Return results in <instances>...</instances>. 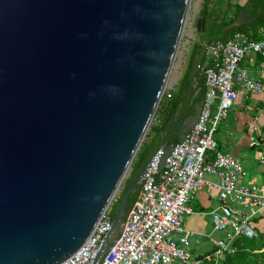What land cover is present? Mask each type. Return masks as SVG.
Listing matches in <instances>:
<instances>
[{
  "label": "water",
  "instance_id": "obj_1",
  "mask_svg": "<svg viewBox=\"0 0 264 264\" xmlns=\"http://www.w3.org/2000/svg\"><path fill=\"white\" fill-rule=\"evenodd\" d=\"M192 0H0V264H61L91 237L167 89ZM244 23L243 13L223 30ZM131 180L88 264H101L156 153L160 170L197 122L184 114ZM117 231V233H116Z\"/></svg>",
  "mask_w": 264,
  "mask_h": 264
},
{
  "label": "built area",
  "instance_id": "obj_2",
  "mask_svg": "<svg viewBox=\"0 0 264 264\" xmlns=\"http://www.w3.org/2000/svg\"><path fill=\"white\" fill-rule=\"evenodd\" d=\"M204 58L200 71L206 92L200 116L176 142L162 170V149L156 153L125 228L101 264H202L205 259L220 264L236 251L238 238L259 236L254 221L264 217V180L247 183L243 160L220 148L217 133L240 91L261 95L264 105V27L257 38L238 32L227 41L209 40ZM260 146L264 175V144ZM200 190L218 201L211 217L213 230L222 234L203 255L190 248L192 234L185 226ZM111 226L107 211L86 243L61 264H88Z\"/></svg>",
  "mask_w": 264,
  "mask_h": 264
},
{
  "label": "trees",
  "instance_id": "obj_3",
  "mask_svg": "<svg viewBox=\"0 0 264 264\" xmlns=\"http://www.w3.org/2000/svg\"><path fill=\"white\" fill-rule=\"evenodd\" d=\"M243 13L244 23L228 30H223L226 26L236 21ZM200 18L205 22V34L209 40L218 39L227 41L235 33H245L250 37L257 38V32L264 27V0H247L244 4H233L231 0H204L200 10ZM202 45L196 43L189 55L185 72L180 84L170 97L162 100L149 127L144 141L141 144L132 164L130 175L119 198L113 202L109 210V217L113 221L118 211L121 200L133 177L147 162L153 151L157 148L164 137L169 133L181 107L185 101L191 73L195 67L197 58L201 52ZM205 63L203 58L202 64ZM206 87L201 71L196 78V86L193 97L184 114L182 121L195 112V105L205 97ZM264 134V124L262 126ZM258 137V138H257ZM256 140L264 144V136H257ZM179 141V140H178ZM141 185L130 195L126 205L123 220H127L130 210L136 204ZM236 251L227 254L220 264H264V235L259 232L256 238L240 237L235 241ZM202 264H215L213 260H204Z\"/></svg>",
  "mask_w": 264,
  "mask_h": 264
},
{
  "label": "crops",
  "instance_id": "obj_4",
  "mask_svg": "<svg viewBox=\"0 0 264 264\" xmlns=\"http://www.w3.org/2000/svg\"><path fill=\"white\" fill-rule=\"evenodd\" d=\"M261 99V95L240 91L234 107L238 109L237 117L233 121L224 122L217 133L220 148L236 154L243 160L247 171L245 181L249 184H260L264 180L263 168L259 163L263 149L254 136L264 124V105ZM249 125L253 127H249L251 134L246 133V127ZM217 204L218 201L205 190L197 192L192 201L194 212L186 218L185 226L191 231L192 247L198 255L213 250L214 240L222 236L213 230L211 211ZM254 225L264 235V217L255 219Z\"/></svg>",
  "mask_w": 264,
  "mask_h": 264
},
{
  "label": "rangeland",
  "instance_id": "obj_5",
  "mask_svg": "<svg viewBox=\"0 0 264 264\" xmlns=\"http://www.w3.org/2000/svg\"><path fill=\"white\" fill-rule=\"evenodd\" d=\"M231 1L233 2V4H244L247 0H231ZM203 3H204V0H192V2H191L187 24H186V27H185L179 48H178V52L176 55L174 65H173L170 83H169L167 89L165 90V92L163 94L162 100L166 99L167 97H170V95L173 92H175V90H177V88L180 84V81L182 79V76L185 72L187 60L189 58L191 50L196 43H199L198 22L200 21V10L203 6ZM237 115H238V109H236V108L231 109L229 112V116L223 120V123L226 121H233L235 119V117H237ZM254 118H256V117H254ZM254 123H256V121ZM222 124L220 125V128L222 127ZM252 126H255V125H252ZM249 127L251 129L253 128L250 125L247 126L246 127V133L251 134ZM259 128H260V126H259ZM260 135L264 136L262 129L260 130L259 133H255L254 136L257 137ZM258 140L262 141L261 139H258ZM130 171H131V167L129 168L119 190L117 191V193H116V195H115V197H114V199H113V201H112V203H111V205L107 211H109L111 209V206H112L113 202L116 200V198H119V196L122 192V189L125 185V182L130 175ZM116 233H117V231H116ZM190 248L192 249L193 252L196 253V251L192 247V241H191Z\"/></svg>",
  "mask_w": 264,
  "mask_h": 264
},
{
  "label": "flooded vegetation",
  "instance_id": "obj_6",
  "mask_svg": "<svg viewBox=\"0 0 264 264\" xmlns=\"http://www.w3.org/2000/svg\"><path fill=\"white\" fill-rule=\"evenodd\" d=\"M173 123H174V122H173ZM172 126H173V125H172ZM171 129H172V127H171ZM171 129H170V131H171ZM170 131H169V132H170ZM168 134H169V133H168ZM168 134H167V135H168ZM167 135H166V136H167ZM166 136H165V137H166ZM165 137H164V138H165Z\"/></svg>",
  "mask_w": 264,
  "mask_h": 264
}]
</instances>
